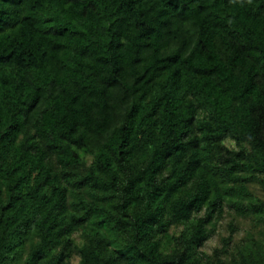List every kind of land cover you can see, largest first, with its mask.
Segmentation results:
<instances>
[{"label":"clouds","instance_id":"obj_1","mask_svg":"<svg viewBox=\"0 0 264 264\" xmlns=\"http://www.w3.org/2000/svg\"><path fill=\"white\" fill-rule=\"evenodd\" d=\"M0 264H264V0H0Z\"/></svg>","mask_w":264,"mask_h":264},{"label":"trees","instance_id":"obj_2","mask_svg":"<svg viewBox=\"0 0 264 264\" xmlns=\"http://www.w3.org/2000/svg\"><path fill=\"white\" fill-rule=\"evenodd\" d=\"M138 27L140 28L141 31H146V29L143 28L142 24L139 25ZM56 51H57L58 57L61 59H66L71 55L70 53L65 52L64 46L57 47ZM81 55H83V53ZM166 59L172 60L173 57H168ZM199 59L200 58L198 57L197 60H194L193 65L195 67H197L198 70H202L199 68V64H198ZM161 67H163L165 69V71L168 73L167 79H171L173 76H175L176 73L174 71H172L168 67V65H161ZM76 71L78 72L79 69H77ZM150 79H151V77H149V80ZM165 92H166V89H165L164 85L158 81L157 84L151 88V91L149 92V94L142 95V97L138 98V103H139V107L141 110L140 116L142 117L145 114L144 109L148 108L149 105H151V110L149 111L148 114L151 115V111L155 110L157 108V105L159 104V101L163 98ZM161 114H163L162 106H161ZM176 155H179V149H177ZM209 179L211 180L213 178L209 177Z\"/></svg>","mask_w":264,"mask_h":264}]
</instances>
